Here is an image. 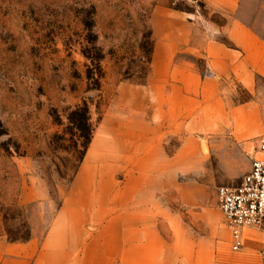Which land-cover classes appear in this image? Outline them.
I'll list each match as a JSON object with an SVG mask.
<instances>
[{
  "label": "rangeland",
  "instance_id": "374dc122",
  "mask_svg": "<svg viewBox=\"0 0 264 264\" xmlns=\"http://www.w3.org/2000/svg\"><path fill=\"white\" fill-rule=\"evenodd\" d=\"M264 0H0V236L21 264H264L216 198L264 131Z\"/></svg>",
  "mask_w": 264,
  "mask_h": 264
},
{
  "label": "built area",
  "instance_id": "2783aa9c",
  "mask_svg": "<svg viewBox=\"0 0 264 264\" xmlns=\"http://www.w3.org/2000/svg\"><path fill=\"white\" fill-rule=\"evenodd\" d=\"M216 198L230 229V245L234 250L243 244V228L255 226L264 231V131L258 136L256 154L250 167L236 184H221Z\"/></svg>",
  "mask_w": 264,
  "mask_h": 264
},
{
  "label": "crops",
  "instance_id": "0c3cea01",
  "mask_svg": "<svg viewBox=\"0 0 264 264\" xmlns=\"http://www.w3.org/2000/svg\"><path fill=\"white\" fill-rule=\"evenodd\" d=\"M260 72L264 74V65L260 67ZM29 247L30 244L7 241L0 236V264H21V255L27 254Z\"/></svg>",
  "mask_w": 264,
  "mask_h": 264
}]
</instances>
